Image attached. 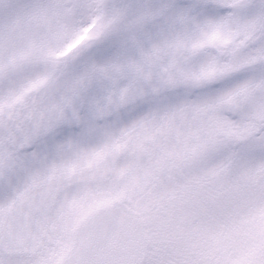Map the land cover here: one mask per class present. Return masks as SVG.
<instances>
[{
    "label": "rangeland",
    "instance_id": "rangeland-1",
    "mask_svg": "<svg viewBox=\"0 0 264 264\" xmlns=\"http://www.w3.org/2000/svg\"><path fill=\"white\" fill-rule=\"evenodd\" d=\"M97 22L85 13L62 29L57 60L84 47ZM154 71L151 85L142 84L141 72L105 71L99 64L64 78L59 95L81 97V107L39 136L0 144L6 168L0 219L29 183L96 163L131 141L134 147L109 182L74 187L62 197L60 224L55 218L60 230L71 224L73 233L91 208L123 200L145 217L151 244L144 264H264V256L253 254L264 251V130L197 95L200 84L187 73ZM229 130L237 136L228 138ZM64 239L58 258L70 245ZM51 252L31 263L4 258L55 264Z\"/></svg>",
    "mask_w": 264,
    "mask_h": 264
},
{
    "label": "snow or ice",
    "instance_id": "snow-or-ice-1",
    "mask_svg": "<svg viewBox=\"0 0 264 264\" xmlns=\"http://www.w3.org/2000/svg\"><path fill=\"white\" fill-rule=\"evenodd\" d=\"M85 13L95 29L58 61L57 34ZM93 62L183 71L200 84L197 95L264 130V0H0V144L39 136L80 108L81 97L59 95L61 84Z\"/></svg>",
    "mask_w": 264,
    "mask_h": 264
},
{
    "label": "water",
    "instance_id": "water-1",
    "mask_svg": "<svg viewBox=\"0 0 264 264\" xmlns=\"http://www.w3.org/2000/svg\"><path fill=\"white\" fill-rule=\"evenodd\" d=\"M142 81H155L154 72L149 74L145 70ZM235 135V132L228 133V136ZM127 151L128 145L116 147L96 165L52 176L42 185L30 186L5 216L0 227V248L7 254L31 252L33 243L41 238L46 216L61 193L79 183L107 181L113 175L116 161ZM2 174L0 165V180ZM148 246L141 216L115 202L97 208L80 224L75 244L60 264H141Z\"/></svg>",
    "mask_w": 264,
    "mask_h": 264
},
{
    "label": "flooded vegetation",
    "instance_id": "flooded-vegetation-1",
    "mask_svg": "<svg viewBox=\"0 0 264 264\" xmlns=\"http://www.w3.org/2000/svg\"><path fill=\"white\" fill-rule=\"evenodd\" d=\"M129 154H127L125 157H123L121 160H119V162L117 163V165H116V169H117V167H118V165H119V163L121 162V161H123L124 162V160L126 159V157L128 156ZM1 160V159H0ZM41 182V181H40ZM27 187H25L24 189H26ZM24 191V190H23ZM71 193H72V191H71ZM68 194V191L65 193V195H67ZM62 200V199H61ZM59 201V203H58V205L52 210V212H51V214H50V216H49V220H50V224L53 226V229H52V232H50V234H49V237H51L52 239H56V242L52 245V246H49L46 242L44 243V245H43V249H42V251L39 253V254H37L36 255V257L34 256V257H31V256H26L25 258L27 259V260H29V263H31L33 260H35L36 259V261H37V258L39 257V256H41L43 253H45L46 252V250H47V248L49 247V249H50V251H52L51 252V254H50V256H51V258H52V261H55V259L58 257L57 255L59 254V251H58V253L57 254H55L56 252H57V250H58V247H59V244H58V242H57V239H59V240H61V239H63V238H65L66 239V241L69 239V237L71 236L70 235V232H71V224H70V226H69V228H68V230L67 231H64V229H63V227L62 226H60L61 227V229L62 230H60L59 228H58V225H57V222H58V218L61 216V212H60V210L58 209V208H60L61 206H62V201ZM133 210H136V211H138L137 210V208H132ZM57 213H58V215H59V217H58V215H57ZM55 218H56V220H57V222H55ZM77 218V217H76ZM75 218V219H76ZM1 223V222H0ZM63 241V240H62ZM56 247V248H55ZM53 248H55V249H53ZM0 255H3V253H1L0 252ZM53 255H55V257L53 256ZM33 264H39V263H33ZM47 264V263H46Z\"/></svg>",
    "mask_w": 264,
    "mask_h": 264
}]
</instances>
